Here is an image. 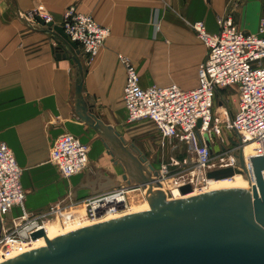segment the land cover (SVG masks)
I'll return each instance as SVG.
<instances>
[{"label": "crops", "instance_id": "1", "mask_svg": "<svg viewBox=\"0 0 264 264\" xmlns=\"http://www.w3.org/2000/svg\"><path fill=\"white\" fill-rule=\"evenodd\" d=\"M39 6L55 26L74 6L110 29L96 59L82 63V88L95 116L117 132L118 125L127 123L121 57L133 64L141 88L174 84L194 89L207 54L190 24L201 21L215 35L217 19L230 15L238 30L256 34L264 16V0H0V143L12 150L21 170L27 211H42L65 196L82 200L123 185L120 167L101 139L75 116L73 65L55 58L56 40L41 23L30 27L21 18ZM63 134L89 147L88 167L70 178L49 162L53 143ZM18 213L14 208L11 216Z\"/></svg>", "mask_w": 264, "mask_h": 264}, {"label": "built area", "instance_id": "2", "mask_svg": "<svg viewBox=\"0 0 264 264\" xmlns=\"http://www.w3.org/2000/svg\"><path fill=\"white\" fill-rule=\"evenodd\" d=\"M62 15L60 27L69 41L78 46L83 63L89 65L103 48L110 29L99 25L90 15L77 13L74 6L66 8ZM21 18L30 27H36L40 23L38 19L45 24L51 23V17L41 6L22 14ZM217 24L219 31L215 35L209 34L201 21L190 24L207 54L198 66V86L194 89L184 91L174 84L141 88L133 64L128 58H120L126 73L122 102L127 124L147 121L162 143H175L186 150L188 161L182 165L186 176L170 178L175 180L173 186L177 189L189 185L192 191L204 192L210 180L208 172L235 169L234 155L250 143L255 145L251 156H264V16L259 20L256 34L238 30L230 15L218 18ZM232 88L237 98L232 118H222V115L216 118L214 110L219 91ZM219 122L224 124L226 134H232L236 140L231 142L233 148L229 149L227 159L221 158L214 164L212 150L204 136L209 143L219 136L218 140L224 144L222 135L212 128ZM51 149L49 162L58 168L63 178L78 175L88 167L89 147L72 134L59 136ZM244 158L247 174L243 176L252 185L254 174L249 158ZM20 175L12 150L0 143V263L34 250L30 236L38 231L45 232L47 222L64 227L66 221H81L73 211L78 204L84 207L83 219L93 222L103 213L124 209L131 189L140 191L135 186L121 185L81 201L68 198L42 211H27ZM159 175L161 178L167 176V169L162 168ZM14 208L19 209V213L11 216Z\"/></svg>", "mask_w": 264, "mask_h": 264}, {"label": "water", "instance_id": "3", "mask_svg": "<svg viewBox=\"0 0 264 264\" xmlns=\"http://www.w3.org/2000/svg\"><path fill=\"white\" fill-rule=\"evenodd\" d=\"M38 21L56 40L55 58L69 59L74 67L75 116L99 135L114 165L125 172L122 179L146 192L149 209L45 239L44 247L0 264H264V156H249L254 174L250 189L235 186L167 201L161 175L137 146L128 145L96 117L83 97L78 46L60 26ZM204 141L210 147L206 135ZM234 157L235 169L208 172V178L220 181L247 174L242 150ZM178 189L182 196L192 192L189 185ZM44 235L38 231L30 238Z\"/></svg>", "mask_w": 264, "mask_h": 264}, {"label": "rangeland", "instance_id": "4", "mask_svg": "<svg viewBox=\"0 0 264 264\" xmlns=\"http://www.w3.org/2000/svg\"><path fill=\"white\" fill-rule=\"evenodd\" d=\"M72 74L75 75L74 67ZM236 100H237L236 91L233 88L225 89L224 91L219 93L216 97V107L214 110L216 114V118H218L221 115L220 112L218 114L219 109H222V111L224 109L225 111L224 112L225 114H222V118L225 117L227 118L229 117V114H233V109H235ZM117 127L119 129V132H121L120 133L121 136L124 138L127 144L130 145V143H133L134 145H136L143 153V155L147 158L149 163L153 166L155 171L160 173V170H162V168L167 169L168 175L167 176L165 175L159 179L165 183V186H167V188H171L170 183L175 181L174 179H170V178L176 179L177 177L182 175L186 176V174H184L182 165L183 162L185 160L188 161V159L186 158L187 157L186 150H184L183 147H180V145H177L175 143L169 144L168 142L165 141L162 143L156 131L152 129L153 127L150 124L143 121L132 124L130 123L127 124L124 122L123 124H120ZM212 128H214V131L216 130L219 131V133L222 135L223 143H224L222 144L218 140L219 136L214 137L212 142L213 143L212 158H214L213 163L218 164L221 158L227 159V157L230 154L229 149L233 148L231 142H234L236 139L232 134H228V135L226 134V128L222 122L214 123L212 125ZM89 130L94 134V136L99 137V135L96 132H94L92 129L89 128L88 131ZM105 153L106 151L103 152V154ZM145 169H148L146 168V165H145ZM118 171L120 172L123 178L125 172H123L121 168L120 170L118 169ZM122 178H121V184L129 185ZM134 194H135V199L133 203L135 205H140L142 202H144L145 193L142 190L135 191ZM67 199L68 198L65 196L63 198H60L59 201H64ZM80 204H78V206L75 207L76 209H73V211L78 213L77 215L83 217L84 207L83 205Z\"/></svg>", "mask_w": 264, "mask_h": 264}, {"label": "bare ground", "instance_id": "5", "mask_svg": "<svg viewBox=\"0 0 264 264\" xmlns=\"http://www.w3.org/2000/svg\"><path fill=\"white\" fill-rule=\"evenodd\" d=\"M254 147L255 145L253 143H250L249 145H245L242 150L243 156L246 158H249V156L253 155ZM159 183H160L163 193H165L167 201H176L178 199H188V198H191L192 196H195L201 193H206V192L225 189V188H232L235 186L244 187L248 189L251 188L250 186L251 183L243 175H239V174H235V176L230 179H223L220 181L210 179L208 181V186H206V190L204 192L192 191L190 194L185 195V196H182L180 194L179 189L173 186L174 181L171 182L172 184L170 183L171 188H167V186H165V183L161 180L159 181ZM134 192L135 191L133 189H131V191L128 192V202L126 203L125 205L126 207L124 209L118 210L115 213H110V212L103 213L102 216H100L99 218H96L93 222H89V221L87 222L83 219V217L79 215L78 216L80 217L81 221H73V222L66 221V226L64 227L60 226L59 223L50 222V221L47 222L45 225L46 230H45L44 237L37 239V240H33L31 249H37V248L44 247L45 239L53 240L59 237V235L73 232V230H76V229L88 227V225L99 224V223H103L104 221L117 219V217L131 215L132 213H139V212L147 211L149 209V205L146 202L145 198H144V202H142L140 205H135L133 203L135 199Z\"/></svg>", "mask_w": 264, "mask_h": 264}, {"label": "flooded vegetation", "instance_id": "6", "mask_svg": "<svg viewBox=\"0 0 264 264\" xmlns=\"http://www.w3.org/2000/svg\"><path fill=\"white\" fill-rule=\"evenodd\" d=\"M210 147H212V143H210Z\"/></svg>", "mask_w": 264, "mask_h": 264}, {"label": "trees", "instance_id": "7", "mask_svg": "<svg viewBox=\"0 0 264 264\" xmlns=\"http://www.w3.org/2000/svg\"><path fill=\"white\" fill-rule=\"evenodd\" d=\"M222 91H224V90L219 91V93H221Z\"/></svg>", "mask_w": 264, "mask_h": 264}]
</instances>
